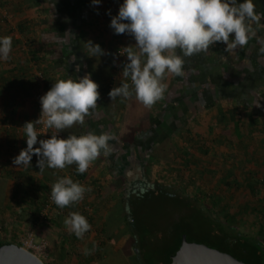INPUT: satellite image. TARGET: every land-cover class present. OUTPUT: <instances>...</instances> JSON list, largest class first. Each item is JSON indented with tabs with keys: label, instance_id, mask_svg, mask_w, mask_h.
<instances>
[{
	"label": "crops",
	"instance_id": "1",
	"mask_svg": "<svg viewBox=\"0 0 264 264\" xmlns=\"http://www.w3.org/2000/svg\"><path fill=\"white\" fill-rule=\"evenodd\" d=\"M122 2L101 0L99 5H93L92 0H41L38 5H23L20 0H0V36L12 38L10 58L0 61L3 224L6 225L10 213L16 218L28 208L33 212L36 199L57 178L68 176L91 189L81 201L52 212V224L47 227L51 264L60 260L71 262L68 247L85 250L88 246L89 250L101 242L97 229L111 206L122 199L130 201L135 159L144 160L143 180L139 179L142 185L151 182L146 168L153 162L177 165L176 161L191 166L196 165V159L210 156L212 162L207 160L208 167L215 163L224 165L216 160L218 157L227 163L237 156L233 165H254L262 169L257 177L264 175V19L252 25L255 35L248 44L235 51H225L226 46L217 43L205 52L185 57L183 75L167 74L162 98L147 108L134 95L112 101L108 96L113 87L130 83L121 74L127 58L122 55L119 68L111 64L117 49L135 44L132 36L114 34L109 27L111 16L117 14ZM253 3L258 13H264V0ZM89 41L99 44L104 55L91 56L85 44ZM77 65L79 72L75 71ZM38 73L42 82L36 80ZM89 73L99 85L100 99L85 117L80 135L111 133V154L98 157L84 176H78L76 165L69 169L45 167L41 173L36 155L31 167L13 164V159L27 147L22 126L36 121L41 108L39 98L56 79ZM36 130L40 134L37 124ZM50 132L40 134L38 140L50 138ZM187 144L192 159L179 155ZM242 175L246 176L244 171ZM230 180L229 173L221 179ZM87 205L93 207L88 219L90 232L77 238L63 221L71 212L87 217ZM259 230H264V226ZM56 231H61L59 237ZM129 239V234L123 235L112 248L123 259L129 257ZM84 257L86 260L88 255Z\"/></svg>",
	"mask_w": 264,
	"mask_h": 264
},
{
	"label": "clouds",
	"instance_id": "2",
	"mask_svg": "<svg viewBox=\"0 0 264 264\" xmlns=\"http://www.w3.org/2000/svg\"><path fill=\"white\" fill-rule=\"evenodd\" d=\"M100 3L101 0H92L93 5ZM262 19L264 13L256 11L253 0H123L117 14L111 16L109 27L114 34H128L135 40L134 45L123 47L120 52L127 58L121 74L130 83L113 87L108 92L109 98L112 101L134 95L151 108L165 92L166 75H183L185 57L205 52L217 43L224 44L225 51H235L248 44L255 35L252 25ZM85 44L91 56L104 55L99 44L91 41ZM11 50L12 38L0 36V61H7ZM80 70L77 65L75 71ZM98 87L90 73L56 79L39 98L40 118L22 126L27 147L13 159V164L31 167L32 157L36 155L41 173L45 167L65 169L76 165V171L84 174L102 154L110 155L109 141L114 139L111 133L86 132L59 137L60 132L73 125L85 124V117L100 99ZM37 123L54 130L50 138L38 140ZM88 191L91 189L64 176L51 185L50 199L63 209L81 201ZM63 223L77 238H82L91 228L87 218L78 212L69 213ZM84 254L88 255L89 250L85 249Z\"/></svg>",
	"mask_w": 264,
	"mask_h": 264
},
{
	"label": "trees",
	"instance_id": "3",
	"mask_svg": "<svg viewBox=\"0 0 264 264\" xmlns=\"http://www.w3.org/2000/svg\"><path fill=\"white\" fill-rule=\"evenodd\" d=\"M20 2L23 5H38L41 0H20ZM82 131L83 126L76 124L71 130L59 133V137L67 138L69 134L79 136ZM65 169H69V166ZM261 172L260 167L247 169L246 166L244 170L246 176L258 183H256V193L258 194L261 192L259 181L264 183V175L261 178L257 177ZM79 175L84 176V174ZM227 182L225 184L229 188L230 183ZM148 185H150L149 188H147ZM39 198L41 197L36 200ZM191 200L184 192L180 190L178 192L174 185L156 180L145 183L140 190H130V201L126 202L125 199H122L111 206L100 228L97 229L100 236L104 238L101 245H98L101 259L98 264H171L170 257L181 245L183 235L189 242L198 240L206 244L211 242L214 237L216 249L227 252L247 264H264L263 241L257 236L239 231L237 226L227 222V219L221 221L211 217V205L208 201L200 202V204H207L208 215L206 217L204 209L199 208L197 211V215L204 221L208 229L203 231L202 236L195 238V241H191L194 237H191L190 221L195 215V209L193 206L191 207ZM35 204L37 209L39 202L36 201ZM185 207L187 210L181 213L182 216L177 213L180 216L175 218L174 213ZM28 209L19 216L23 218L25 214H28V228H30L38 216L36 209L33 212H29ZM158 213L165 218V225L155 217ZM261 214L264 221V213ZM51 221L52 219L48 221V225L52 224ZM87 221L89 223V220ZM40 231L41 229H37L38 234ZM125 234L130 236L128 245H130L131 251H129L128 259L118 256L117 252L112 249L113 245ZM10 243L13 242L0 240V247Z\"/></svg>",
	"mask_w": 264,
	"mask_h": 264
},
{
	"label": "rangeland",
	"instance_id": "4",
	"mask_svg": "<svg viewBox=\"0 0 264 264\" xmlns=\"http://www.w3.org/2000/svg\"><path fill=\"white\" fill-rule=\"evenodd\" d=\"M184 146L186 151L184 149L181 153H179V155H183L187 159H192L190 146L188 144ZM210 158L211 156L205 159H196V165L190 164L191 166H188L184 163L179 164L180 162L178 163L176 161L175 163L177 165H172V163L167 161H158L153 162L148 168H146V170L148 171L149 179H151L150 181L157 180L158 182L163 183H166L165 181H167V184L177 187L178 192L180 190L187 194L190 199H192L191 207L193 206L195 209V215L192 221H190L192 229L191 237H194L191 239V241H195V238L202 236L203 231L208 229L207 225L204 224V221L197 215L199 208L204 209L203 211L205 212V217L208 215L207 204H200L202 201H208L211 205V217L218 218L221 221H226L227 219V222L230 224L233 223V225L237 226L239 231L252 236H257L264 243V230L259 231V228L264 226V221L261 214L262 212L264 213V183L262 184V182L259 181V183H261V192L260 194L256 193L257 182H254V179L251 180L250 178L242 175L246 165L242 167L233 165V163H235L234 159H237V156L232 157L227 163H225L224 160L222 161L221 157H218L216 160L219 163H224V165L215 163V165L208 167L207 160L212 162V159L210 160ZM249 168H254V165L247 166V169ZM226 173H229L231 180L234 179L233 181L230 180L227 182L230 183L229 188L225 184L226 182L221 181ZM261 177L262 176L259 178ZM47 189L48 188L44 189V191H47ZM186 210V207L182 210L180 208L178 212L174 213V217L176 218L177 216H180L177 215V213L181 214ZM1 216L2 214H0V240L9 241L16 244L20 235L29 227L28 214H25V216L20 219V216L15 218L16 215L10 213L7 215L8 217L6 218V225L3 224L4 220ZM155 217L159 220V222H162L165 225L166 220L164 217H161L160 213L155 215ZM47 227L48 223H44L38 228L41 229V231L39 234L37 233V235L45 236L47 238V234L50 232ZM89 232L90 231L86 232L85 234H89ZM55 233H57V236L59 237L61 231H56ZM103 239L104 238L101 239L102 242ZM214 239L215 238L213 237L211 242L208 244H203H206L211 248H216V242ZM195 242L202 243L198 240ZM99 243H97L93 248L89 249V252L91 253L88 254L86 260L84 259V250H80L79 248L73 249V247L67 246L69 252L71 253L70 255L72 261L70 262V260H60L58 264H81V261L88 262L86 264H98ZM86 247V249H88V246ZM129 251H131V247L129 248Z\"/></svg>",
	"mask_w": 264,
	"mask_h": 264
},
{
	"label": "water",
	"instance_id": "5",
	"mask_svg": "<svg viewBox=\"0 0 264 264\" xmlns=\"http://www.w3.org/2000/svg\"><path fill=\"white\" fill-rule=\"evenodd\" d=\"M144 160L135 159L133 175L143 180ZM131 180V178H130ZM171 264H247L227 252L211 248L203 243L189 242L183 235L181 245L170 257ZM0 264H44L43 261L30 251L14 244L0 247Z\"/></svg>",
	"mask_w": 264,
	"mask_h": 264
},
{
	"label": "built area",
	"instance_id": "6",
	"mask_svg": "<svg viewBox=\"0 0 264 264\" xmlns=\"http://www.w3.org/2000/svg\"><path fill=\"white\" fill-rule=\"evenodd\" d=\"M122 52L121 49H117L112 56L111 64L116 69L119 68L122 62ZM37 81L42 82V75L38 73L36 76ZM41 108L37 115L36 120L40 118ZM37 129L40 134L47 135L51 129L46 128L42 123H37ZM51 186L41 194V198L37 201L39 205L36 209L37 211V220L32 227L28 228L23 232L17 240L16 245L30 251L35 256L40 258L44 264H51L50 254H49V241L45 236H38L37 229L44 223H48L52 219V212L57 208V206L50 199ZM87 212V220L91 217L93 212V207L87 205L85 208ZM90 231V230H89Z\"/></svg>",
	"mask_w": 264,
	"mask_h": 264
},
{
	"label": "flooded vegetation",
	"instance_id": "7",
	"mask_svg": "<svg viewBox=\"0 0 264 264\" xmlns=\"http://www.w3.org/2000/svg\"><path fill=\"white\" fill-rule=\"evenodd\" d=\"M132 181V180H131ZM130 181V190L134 189V190H140L141 187L143 186L141 184V182H139V178L137 176H135V178L133 179V181ZM143 182V181H142ZM145 182V180H144ZM148 187V186H147ZM140 188V189H139Z\"/></svg>",
	"mask_w": 264,
	"mask_h": 264
}]
</instances>
